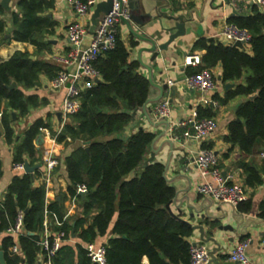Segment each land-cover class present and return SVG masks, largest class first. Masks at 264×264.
Segmentation results:
<instances>
[{"label":"trees","instance_id":"1","mask_svg":"<svg viewBox=\"0 0 264 264\" xmlns=\"http://www.w3.org/2000/svg\"><path fill=\"white\" fill-rule=\"evenodd\" d=\"M50 6L49 0H20L19 12L12 15L11 38L40 46L38 34L52 27L48 17L43 15ZM2 15L0 6V39L7 41ZM227 22L249 32L250 51L215 38H199L193 49L205 51L201 55L202 63L187 67L186 72L192 74L220 65L221 82L235 85L223 98L217 94L212 97L219 104L238 96L245 97L236 107L235 118L227 125L224 141L230 147L225 157L234 147L252 153L257 142L264 141V13L254 5L248 15H236ZM94 66L99 72L98 80L81 91L79 110L67 117L56 136L57 142L65 145L90 141L64 157L67 191L80 199L81 212L73 218L65 217L61 199L47 203L45 183H35L39 171L33 175L17 173L0 198V231L13 224L18 211L22 210L24 233L17 237L21 253H10L14 238L8 233L0 243V250L7 264H37L44 253L38 242L47 211L52 232L50 241L57 233L62 234L52 264H98L84 247L89 242L105 245L107 264H142L143 257H147L149 264H189L192 227L173 217L166 208L174 196V188L163 176V165L151 162L140 167L154 134L139 129L128 137L121 135L131 121V111L141 107L148 98L149 82L139 73L138 62L129 59L118 30L115 46L102 52ZM41 69L47 70L53 78L60 67L53 71L48 64L33 61L22 51H15L9 59L0 62V101L8 99L7 109L0 113V126L6 142L12 144L13 162L27 160L32 165L39 161L37 136L43 128H48L52 136L56 134L50 120L43 118L36 119L22 134H17L14 128L19 117L26 116L40 103L37 96L26 95L22 87L35 85ZM12 80L18 85L9 88ZM250 95L254 98H249ZM197 112L199 118L215 116L211 106H199ZM202 147L211 148L205 143ZM239 167L246 188H255L263 182L264 164L257 166L242 161ZM133 169V178L125 180ZM79 185L86 187L84 195L77 192ZM251 205L249 199L237 208L247 212ZM258 209V216L264 219V196ZM72 233L78 238L74 244L69 242ZM104 236L107 240L101 242L99 238Z\"/></svg>","mask_w":264,"mask_h":264},{"label":"crops","instance_id":"2","mask_svg":"<svg viewBox=\"0 0 264 264\" xmlns=\"http://www.w3.org/2000/svg\"><path fill=\"white\" fill-rule=\"evenodd\" d=\"M19 0H11V10L4 11L2 18L6 24L5 38L7 41L0 39V62L9 59L15 51L26 52L33 61H41L55 71L57 67H62L57 57L64 56L69 48L66 29L68 24L76 18L75 13L71 9L68 0H49L51 6L43 12V15L48 17L52 23L51 28L42 30L38 34L40 46L31 42L17 41L11 38L12 31V15L19 12ZM159 7L161 12L155 10ZM154 6L153 17L146 19L141 26L132 24L135 31L139 34L148 37H162L164 40L168 32L164 29L172 26L175 20L169 18L170 15H184L185 24H192L186 27V32L183 36L178 37L171 43V54H160L154 61L151 58V52L143 51L141 58L143 62L149 66H142L138 60V52L141 47H149L150 44L136 37L127 26L120 22L117 25V30L129 52V59L138 62V71L147 79L151 77L153 84L149 82L148 98H156L160 91L156 84L163 82L168 83L172 80L173 85H168L173 88L164 90L159 100H151L146 109L151 111L158 102L167 98L170 101L172 111L168 121L171 130H166L167 126L163 121H155L153 118L147 117L142 108L136 114L135 120L131 121L121 133L122 136L128 137L139 129L151 132L154 134L155 157L151 162H159L163 165V173L169 184L174 188L173 202L171 210L175 214H179L181 221H186L190 225H201L203 227V238H214L217 245L211 241L205 242L201 238L199 229L192 228L191 242H202L206 244L210 252L209 264H239L228 260V252L241 239L249 241L248 254L259 264H264V219L258 216L259 203L264 196V175L263 182L255 188H246L247 199H251V210L247 212L234 209L228 204H220L211 199L202 197L196 190L197 184L201 181L199 172L193 164V159L201 146L191 138L184 136L187 128L181 127L179 121L189 117L192 109L196 105L205 107L211 106L215 111L214 119L217 122L216 130L211 133L203 142L202 145L208 144L219 156V162L222 169L228 168V173L234 175V181L241 182L244 185L242 171L239 163L242 161L254 163L257 166L264 164V141H258L252 153H245L237 147L232 148L225 153L230 147V144L224 141V136L227 134V125L230 120L235 118V110L238 104L245 100V97L238 96L219 107H213L211 104L199 103L204 97L197 90L187 88L182 79L184 78L187 67L183 65L184 56L182 53L192 51L204 54V50L193 49V44L199 38H215L220 41L217 36L222 24L229 20L234 10L237 15H248L251 13L254 4L244 3L243 1L235 4L234 0H161L156 2ZM259 8V7H258ZM165 13V15L163 14ZM87 22V20H86ZM89 24V22H88ZM174 31V30H173ZM89 37L83 39V43L87 44ZM244 48L250 51L249 45ZM39 73L37 83L30 88H23L26 95H35L39 100V104L32 108L26 115L19 117L14 123V128L17 134H22L36 119H49L52 124V129L57 132L63 124V115L61 113L62 100L65 95V89H54L50 86L51 77L43 70ZM215 74L216 87L212 95L217 94L219 98H223L226 91L233 88L234 82H221V67L217 65L212 68ZM148 80V79H147ZM15 81V80H12ZM15 87L18 85L17 81ZM227 83L232 84L226 88ZM86 89V88H85ZM84 89V90H85ZM211 95V96H212ZM251 95L249 96V98ZM8 99L4 98L0 101V113L7 109ZM58 113H61L58 115ZM13 116L16 113L13 111ZM174 125V126H173ZM1 127V126H0ZM43 137L36 143V148L39 150L40 159L35 164H41V167L35 170L40 172V176L36 177L35 183L38 185L41 182L42 155L50 148L57 155L59 160L58 166L54 170V174L46 190V202L54 199H61L65 207V217H74L81 212V201L75 196L69 195L67 191L68 178L64 157L79 145H84L82 142H73L68 145L52 141V135L48 128H43L40 133ZM173 135L177 138L174 139ZM113 136H116L113 135ZM105 138V137H104ZM171 138V141L169 140ZM37 139V138H36ZM150 154V147L145 156V159ZM12 144H8L4 138L2 129L0 135V198L3 195L7 185L12 177L19 173L12 168ZM167 165V166H166ZM34 172V173H35ZM193 214V216H192ZM231 225L233 230L219 229V226ZM5 231H0V243L5 235ZM101 242L107 240V236L99 238ZM78 241L76 235L69 241L74 244ZM40 259V257H39ZM39 264V262H37ZM142 264H149L147 257H143Z\"/></svg>","mask_w":264,"mask_h":264},{"label":"built area","instance_id":"3","mask_svg":"<svg viewBox=\"0 0 264 264\" xmlns=\"http://www.w3.org/2000/svg\"><path fill=\"white\" fill-rule=\"evenodd\" d=\"M95 0H68V3L76 15V19L71 21L66 29L69 48L64 56L57 57L62 67L51 79L50 86L54 89L64 88L65 95L62 100L61 113L63 115V124L52 137L56 136L62 130L67 117L80 108V94L85 88L90 87L93 81L99 78V72L94 66V62L99 58L102 52L112 49L115 46L117 25L121 17H128V9L123 7L121 10L116 1H114L112 10L108 12L98 24L96 31L91 35L89 43L83 45V39L87 35L89 15L92 4ZM253 3L264 13V0H234L237 4ZM87 20V22H86ZM225 44H231L235 41H242L248 45L250 34L246 29L239 28L233 23L225 21L217 35ZM202 57L199 52H189L184 57L183 65L185 67H197L201 65ZM183 84L193 90H197L204 95L199 103L211 104L213 107H219V102L211 95L216 87L215 74L210 68H203L199 72L185 74L182 79ZM169 85L173 81L169 80ZM198 105L192 109L188 118L181 120L177 125L186 127L184 134L186 138L196 140L199 145L193 159L201 181L197 184L196 190L202 197H211L217 202H227L233 207L237 206L247 199L246 187L241 182L234 181V175L228 173L224 176L223 169L220 166L218 154L211 148L202 147V142L217 128V122L211 117H198ZM172 107L167 98L161 99L153 108L155 117H164L169 119ZM172 127H170V130ZM176 139L177 136L173 135ZM57 141V140H56ZM59 160L52 148L42 155L41 181L45 183V189L58 166ZM12 168L19 173H26L24 162L17 161L12 163ZM77 192L87 191L84 185L77 187ZM1 205V201H0ZM5 232L11 234L14 243L11 246V254L21 253V246L18 236L24 233L23 212L18 211L13 224L5 229ZM52 232L48 226L47 211L44 214L43 233L39 240V245L44 253L40 256L39 264H52V257L61 243V233L54 235L52 241L50 236ZM249 241L247 239L239 240L228 252V260L239 264H259L248 254ZM90 258L98 264H107L105 258V245L98 242H89L84 245ZM210 253L206 244L202 242H191L189 264H209Z\"/></svg>","mask_w":264,"mask_h":264},{"label":"water","instance_id":"4","mask_svg":"<svg viewBox=\"0 0 264 264\" xmlns=\"http://www.w3.org/2000/svg\"><path fill=\"white\" fill-rule=\"evenodd\" d=\"M114 1L117 2L120 10L123 7H126L128 9V17L127 18L126 17H121L120 18V22L124 23L127 26V28L136 37H138L141 40H145V41H147L150 44L149 47H141L139 49L138 57H137L138 60H139V62H140V64L142 66H145L146 68H149V66H147L143 62V60L141 58V53L143 51H149V52H151V58L150 59L152 61H154L160 54H162V55L167 54V53H170L171 54V43L175 39H177L178 37L183 36L185 34L186 27L192 26V24H190V23H187V25L185 24V22L183 20V18H184L183 16L184 15H177V16L170 15L169 18L174 19L175 20V23L172 26L167 27V28L164 29L165 31H168V32L172 31L171 33H168L167 34V37L165 38V40H164V36H162L161 38L160 37L148 38V37H145V36L139 34L137 31H135V29L133 28L132 24H136L137 26H141V25H143V23H144V21L146 19H151L154 16L153 15V10H154V6H156V2L157 1H161V0H95L94 3L92 4V7H91V12H90V15H89L88 31H87L88 33L85 36V38L89 37V40H90L91 35L96 31V29L98 27V24L100 23V21L102 20V18L108 12H110L112 10ZM250 4H253V3L251 2ZM0 6L3 8L4 11H10L11 8H12L11 7V0H0ZM155 10L158 11V12H161V10L159 9V7H157V6H156ZM163 14L165 15V13H163ZM237 14H238L237 11L234 10L233 13L231 14V16H234V15H237ZM87 44H84L83 43V45H87ZM243 44L244 43L242 41H235L233 43V46H237L239 48H243L244 47ZM184 55H186V53L183 52L182 53V56H184ZM147 79L150 82V84H153L150 76H148ZM95 80H98V78L95 79ZM15 85H16V82L15 81H12L11 84L8 87L9 88H13V87H15ZM231 86H232V84H230V83H227L225 85L226 88H229ZM156 87L159 89L160 94L156 98H153V99L147 98L146 101L143 103V105L141 107H137V108L133 109L131 111V121H134L135 120V117H136V114H137L138 110L140 108H142L143 111H144V113H145V115L147 117H149V115H150V117L153 118V120H155V121H163V123L165 122V124L167 126L166 130L168 131V130H170V123H169L168 119L167 118H164V117H160V118L155 117V115L153 113V109L151 111H147L146 107H147L148 103L151 102V100H159V98H161L162 92L164 90H167V89L173 90V88L171 86H169L168 83H166V82H163L161 84H156ZM250 98L251 99L254 98V95H251ZM60 114L61 113H58V115H60ZM0 135H1V127H0ZM39 139L40 140L43 139V137H42L41 134H39L37 136L36 143H39ZM169 140L171 141V138ZM89 142H90L89 140L82 141V143L84 145H87ZM154 143H155V141H154V138H153V140L151 141V143L149 145V147H150V154H149V156L146 159H144V161H143V163L141 164L140 167H146V166H148V164L151 163V161L154 159L155 154H156L155 153L156 149L154 148ZM39 167H41V164L31 165V164H29V162L27 160L24 162L25 172L26 173H30L31 175H33L34 172H35V170L38 169ZM134 172H135L134 169L131 170L129 172V174L127 175V177H125V180L132 179L133 176H134ZM227 172H228V168L223 169V175L224 176L227 174ZM163 176L165 177L164 173H163ZM85 193H86V191L79 192V194H81V195H84ZM205 198H208V199H211L214 202H217V201H215L211 197H205ZM58 199H59V197H58ZM172 202H173V199H171L166 204V208L168 209V211L170 212V214L173 217L179 219L180 218L179 217V214H175L171 210V203ZM217 203H220V204L221 203L222 204L223 203L224 204H228L232 208L236 209L235 207H233L231 204H229L227 202H217ZM192 216H193V214H192ZM179 220H181V219H179ZM184 222H186V221H184ZM186 223L189 226H191L193 229H199L200 230L202 240H204L205 242L211 241V242H213V243H215L217 245V242H216V240L214 238H207V239H204L203 238V227L201 225H194V226H192V225H190V223H188V222H186ZM218 228L220 230L221 229L233 230V226H231V225H225V226H221L220 225ZM28 234L29 235H33L32 232H28ZM73 237H74V234H73ZM0 264H7V262L5 260V256H4L3 250H0ZM166 264H170V263L166 262Z\"/></svg>","mask_w":264,"mask_h":264},{"label":"rangeland","instance_id":"5","mask_svg":"<svg viewBox=\"0 0 264 264\" xmlns=\"http://www.w3.org/2000/svg\"><path fill=\"white\" fill-rule=\"evenodd\" d=\"M75 19H76V18H75ZM75 19H74V20H75Z\"/></svg>","mask_w":264,"mask_h":264}]
</instances>
